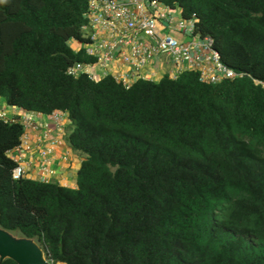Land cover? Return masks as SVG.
<instances>
[{"label":"trees","instance_id":"1","mask_svg":"<svg viewBox=\"0 0 264 264\" xmlns=\"http://www.w3.org/2000/svg\"><path fill=\"white\" fill-rule=\"evenodd\" d=\"M88 1L0 0V97L66 112L84 154L74 188L13 180L7 151L24 127L0 119V227L55 264H264V0H157L249 77L128 86L66 74L96 60L69 43L88 40Z\"/></svg>","mask_w":264,"mask_h":264},{"label":"built area","instance_id":"2","mask_svg":"<svg viewBox=\"0 0 264 264\" xmlns=\"http://www.w3.org/2000/svg\"><path fill=\"white\" fill-rule=\"evenodd\" d=\"M161 4L157 0H89L83 14L86 22L82 25L81 30L83 32L86 28H91L92 33L86 35L88 40L84 42L93 41L97 32L106 31L110 35L115 34L118 37L117 41L125 43L129 51L127 54L121 55L122 60L132 64L134 69H139L157 52L165 54L176 68L169 75L171 78L177 77L186 70L197 71L199 80L206 83H218L223 79H235L243 76L249 77V74L233 70L220 61L219 53L213 48V39L209 35L202 36L195 31L193 18L181 17L177 22H172L167 12L169 7L165 5V9L159 10ZM148 7L159 11V18L164 21V25H175L182 34L191 35V39L188 42H183L170 33H161L157 28L156 19L145 13ZM105 46L106 43L103 41L101 44L98 43L97 48ZM97 48H85V53L97 57ZM113 57H115V53L108 51L97 57V60L102 64ZM89 64L75 62L67 67L66 74L76 77L85 73L92 78V74L87 69ZM113 77L124 86L130 84L123 75ZM254 82L257 83L256 80ZM11 108L12 113L0 108V119L4 122H20L25 129L30 122L28 110H24L26 114L20 107L11 106ZM62 113V111L55 110L50 115L53 119L59 120ZM22 142L23 136L20 144ZM40 154L44 158L47 152L41 151ZM7 155L16 163L11 170V178L18 180L24 177V165L19 161L21 156L11 150L7 151ZM44 161L47 160L44 159ZM44 256L49 264H55L52 259Z\"/></svg>","mask_w":264,"mask_h":264},{"label":"crops","instance_id":"3","mask_svg":"<svg viewBox=\"0 0 264 264\" xmlns=\"http://www.w3.org/2000/svg\"><path fill=\"white\" fill-rule=\"evenodd\" d=\"M161 9H165L164 4L159 6V10ZM167 12L172 22H177L181 18L178 6L167 8ZM145 13L156 19L158 22L157 28L161 33H170L183 42H188L191 39V35L182 34L175 25H164V21L159 18V11L157 9L154 10L148 7ZM91 33L92 29L86 28L83 31V36L86 37V35ZM117 39L118 37L115 34L110 35L108 32L102 31L95 33L93 41L84 42L71 39L69 43L73 49L83 48L85 51V48H97L98 43L101 44L104 41L106 46L100 49L97 48V57L102 56L108 51L115 53V57L102 64L98 62L96 56H93L96 60L90 63L87 69L92 74L94 80H98L106 75H123L129 83L137 78H147L157 81L162 76H169L175 71L176 68L170 62V59L165 54L159 52L155 53L139 69H134L132 64L122 60L121 55L127 54L129 51L126 44L119 43ZM22 110L24 113V109ZM28 112L30 122L24 129L23 142L18 147L11 149V152L13 151L21 156L19 161L24 165V177L39 181L57 182L62 186L74 188L76 185V171L80 166L84 154L72 149L67 142V135L71 129L67 113L63 112L61 119L55 120L50 114ZM41 151L47 152L46 157L43 158L40 154ZM44 159L47 161L45 162Z\"/></svg>","mask_w":264,"mask_h":264},{"label":"water","instance_id":"4","mask_svg":"<svg viewBox=\"0 0 264 264\" xmlns=\"http://www.w3.org/2000/svg\"><path fill=\"white\" fill-rule=\"evenodd\" d=\"M6 258L16 264H49L33 238L18 236L0 227V262Z\"/></svg>","mask_w":264,"mask_h":264},{"label":"rangeland","instance_id":"5","mask_svg":"<svg viewBox=\"0 0 264 264\" xmlns=\"http://www.w3.org/2000/svg\"><path fill=\"white\" fill-rule=\"evenodd\" d=\"M0 108H2V109H4L6 112H8V113H12V108H11V106H9V105H7L5 102H3V99L1 98L0 99ZM13 234H15V235H18V234H16V233H13ZM18 236H20V235H18ZM39 245V244H38ZM41 247V246H40ZM42 248V247H41ZM43 249V248H42Z\"/></svg>","mask_w":264,"mask_h":264},{"label":"clouds","instance_id":"6","mask_svg":"<svg viewBox=\"0 0 264 264\" xmlns=\"http://www.w3.org/2000/svg\"><path fill=\"white\" fill-rule=\"evenodd\" d=\"M44 255H45V253H44Z\"/></svg>","mask_w":264,"mask_h":264}]
</instances>
